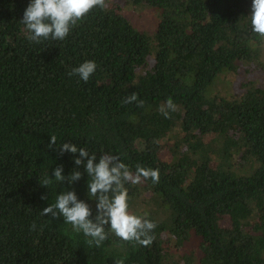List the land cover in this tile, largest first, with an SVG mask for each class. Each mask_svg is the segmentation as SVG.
I'll return each instance as SVG.
<instances>
[{
  "label": "trees",
  "instance_id": "1",
  "mask_svg": "<svg viewBox=\"0 0 264 264\" xmlns=\"http://www.w3.org/2000/svg\"><path fill=\"white\" fill-rule=\"evenodd\" d=\"M29 2L0 0V264H264V36L251 0H105L40 43L20 22ZM122 4L156 9L154 30L134 28ZM86 60L97 65L87 83L69 75ZM132 92L142 106L123 102ZM53 134L133 174L159 170L158 183L125 184L129 211L157 225L150 246L105 226L90 247L41 214L69 188L95 213L83 167L71 186L39 184L76 167L78 153L48 148Z\"/></svg>",
  "mask_w": 264,
  "mask_h": 264
},
{
  "label": "clouds",
  "instance_id": "2",
  "mask_svg": "<svg viewBox=\"0 0 264 264\" xmlns=\"http://www.w3.org/2000/svg\"><path fill=\"white\" fill-rule=\"evenodd\" d=\"M104 8L105 0H30L23 12L21 23L25 26V35L30 42L40 43L41 40H64L71 29L77 25L94 8ZM250 21L252 31L264 36V0H251ZM97 65L93 60H86L71 70L69 75H78L79 79L87 83L96 71ZM126 104L137 102L138 94L132 92L123 101ZM176 105L171 98L160 107L165 118H170V111H175ZM48 148L74 155V167L70 175L63 174V165H57L50 177L48 172L39 180L43 187H49L53 178L57 184L67 182L69 186L82 178L79 170L83 167L90 179L87 180V192L95 201V213L92 206L85 200L78 199L74 188L60 191L54 203L43 208L41 214L51 219L63 217V221L72 226L73 232L83 233L88 237L90 247H100L108 238L105 226H109L116 237L125 242H135L143 247L150 246L155 236L153 230L156 223L144 217L131 213L128 205V190L126 183H140L141 179H151L155 184L159 182V170L136 166L135 174L128 165L116 155L103 153L97 156L77 147L76 144L63 142L57 146L56 135H51ZM46 197L42 194L41 199ZM35 230L36 225L30 226ZM115 264H124L123 259L115 260Z\"/></svg>",
  "mask_w": 264,
  "mask_h": 264
},
{
  "label": "rangeland",
  "instance_id": "3",
  "mask_svg": "<svg viewBox=\"0 0 264 264\" xmlns=\"http://www.w3.org/2000/svg\"><path fill=\"white\" fill-rule=\"evenodd\" d=\"M122 13L129 19L132 26L146 33L154 30V23L157 20L158 12L156 9L146 8L140 5H121Z\"/></svg>",
  "mask_w": 264,
  "mask_h": 264
}]
</instances>
